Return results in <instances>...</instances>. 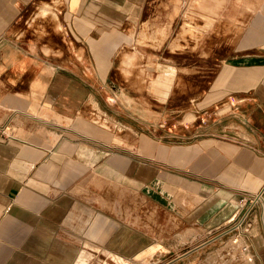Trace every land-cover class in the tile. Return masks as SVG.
<instances>
[{
  "label": "crops",
  "instance_id": "obj_1",
  "mask_svg": "<svg viewBox=\"0 0 264 264\" xmlns=\"http://www.w3.org/2000/svg\"><path fill=\"white\" fill-rule=\"evenodd\" d=\"M195 1L0 0V264H116L115 256L141 263L161 248L148 249V239L157 245L165 238L132 227L119 203L127 208L133 194L156 209L160 225L187 224L183 232H195L229 224L263 192V9L232 45L220 40L199 61L188 54L189 64H209V74H189L203 83L201 92L171 94L174 69L155 63L149 92L158 117L193 106L203 117L195 130L165 134V125L143 118L146 109L110 103L118 95L148 97L138 75L119 70V50L134 45L143 23L155 18L166 22L154 32L174 33L185 11L196 15ZM58 2L61 25L81 58L68 56L63 36L41 39L26 25L41 3ZM223 2L205 0L206 26ZM185 21L173 51L197 29ZM52 48L61 53L46 52ZM252 219L261 221V231L252 230V256L264 264V195ZM191 252L171 249L166 253L175 257L166 264H181Z\"/></svg>",
  "mask_w": 264,
  "mask_h": 264
},
{
  "label": "rangeland",
  "instance_id": "obj_2",
  "mask_svg": "<svg viewBox=\"0 0 264 264\" xmlns=\"http://www.w3.org/2000/svg\"><path fill=\"white\" fill-rule=\"evenodd\" d=\"M204 2L205 0L195 1L193 5L194 11L192 13L196 15L187 16V11H185V16H182L179 21H177L174 33H171V31L164 33L154 32V30H157L156 25L166 22L165 20L161 21V18H155L154 21L143 23L134 45L121 48L118 52V58H120L119 70L121 73L123 75L126 73L128 74L127 76L132 77L135 74L138 75V78L142 79L141 82H138L143 88L147 89L148 97L140 98L118 95L110 98V103H112V105H116L117 107L121 104H128L132 105V110L137 111H139L141 107L142 110L143 108L146 109V115H144L143 118L149 122V125H165L163 128L165 134H179L185 130H195V128L199 126L203 117H199L200 113L194 112L195 107L193 106L190 108L181 107L183 113L180 114L165 109L164 115L158 117L156 106L151 102L150 99L152 96L149 92L150 83L156 72L154 68L155 63H163V66L171 71L174 69V82L172 86L174 90L171 94L187 95L189 91L194 90L201 92L203 90V83L189 80L193 78L191 75L189 76V74L196 73V76L198 75L197 77L203 76L204 73L209 74V64H189L186 58L188 54L195 55V59L199 61L203 60L204 57L212 56L218 48L220 40L223 42L227 40L229 45H232L237 41L255 11L258 9L264 10V0H224L222 7L218 9V15L214 17L213 24L208 27L206 26V18L201 15L206 13L202 8ZM180 3L181 7L186 4V2L182 1ZM63 6L64 4L59 2L54 3L52 6L41 3L38 7L37 15L28 18L26 25L34 30L35 34L39 35L41 39L45 37L53 38L54 35L63 36L67 40L68 56L76 55L81 58L83 54L81 51L76 53V46L65 30V25H61L60 12L64 9ZM44 9L47 10L46 13ZM171 19L173 20V18ZM185 19H189L191 24L196 26L197 29L192 28L180 37L179 43L183 45V48L173 51L171 42L179 37V31L176 32V30H180L183 23H188V21L184 22ZM51 30L52 32H50ZM133 34L136 36V32H133ZM164 35H166V37L163 40ZM46 52H51L53 56L61 53L60 49L55 48H52L50 51L46 50ZM177 53H179L180 58L183 57L185 59H178ZM129 55L133 56L134 59L125 62V58L129 57ZM200 80H202V78ZM117 82L122 86H124V83L126 86L131 83L130 80ZM246 103L245 101L240 104L244 105ZM166 106L170 107L169 104H166ZM230 110L231 106L226 112ZM189 112H193L194 114H188ZM137 114L139 115V112ZM87 115L89 119L95 120L94 122L109 128L105 120H96L95 118H97V116L92 114ZM116 118L119 119L120 116L118 115ZM152 129L146 131L150 133ZM126 204L127 208L124 207L125 204L119 203L121 209L124 208L126 210L125 216H130V221L134 229L140 230L142 228L152 236H157V238L160 237L159 239H161V236L165 238L162 242L164 245L160 243L154 245L156 241L151 242L148 239V249L161 245V248L158 247L155 253L162 250L164 255L161 257L160 254L163 253H158V255L155 256L154 253L152 257H148V260L141 263L135 258L129 261L115 256L113 259L117 262L116 264H166L175 257V255L172 256L170 253H166L171 249L177 251L178 254L192 251V255L187 258L185 262H181V264H208L206 261L212 252L213 254L208 260L209 264H259V260H257L255 256H252L254 252L251 246L255 239V235L252 233L253 227L257 225L259 232L261 231V221L259 224V221L255 223L252 219V215L258 209L259 204L253 207L248 202L244 210H240L238 213L239 215H236L231 220L232 223L230 222L220 227L218 230L212 231L200 228L196 229L195 232L192 229L183 232L187 224H180L177 227L172 225H160L159 214L158 212L156 213V209L152 207L149 202L147 203L144 199L140 198L139 195L133 194L131 202ZM245 215L247 216L246 218ZM119 216H124V214ZM244 218L245 220L243 221ZM242 221L243 224H241ZM178 232L183 233L175 237L174 233ZM193 232L194 235H192ZM234 236L242 240L234 239L230 241ZM241 252L244 256H242Z\"/></svg>",
  "mask_w": 264,
  "mask_h": 264
},
{
  "label": "built area",
  "instance_id": "obj_3",
  "mask_svg": "<svg viewBox=\"0 0 264 264\" xmlns=\"http://www.w3.org/2000/svg\"><path fill=\"white\" fill-rule=\"evenodd\" d=\"M263 195H264V190H263V192H261L260 194H258L255 198H254V200H252V202L250 203L253 207H255L257 204H262V202H263ZM247 216L245 215V218H246ZM243 218V217H242ZM245 218L243 219V221L245 220ZM243 221H242V223L241 224H243Z\"/></svg>",
  "mask_w": 264,
  "mask_h": 264
},
{
  "label": "bare ground",
  "instance_id": "obj_4",
  "mask_svg": "<svg viewBox=\"0 0 264 264\" xmlns=\"http://www.w3.org/2000/svg\"><path fill=\"white\" fill-rule=\"evenodd\" d=\"M188 194V193H187ZM189 197V196H188ZM244 256V255H243ZM215 260V259H214ZM246 260V259H245ZM211 261V260H210ZM248 264V263H247Z\"/></svg>",
  "mask_w": 264,
  "mask_h": 264
}]
</instances>
